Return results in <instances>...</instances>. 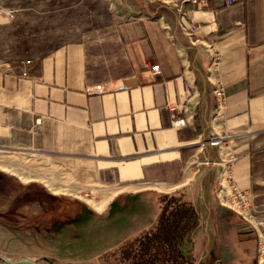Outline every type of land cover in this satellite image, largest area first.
I'll return each mask as SVG.
<instances>
[{
	"label": "crops",
	"instance_id": "0c3cea01",
	"mask_svg": "<svg viewBox=\"0 0 264 264\" xmlns=\"http://www.w3.org/2000/svg\"><path fill=\"white\" fill-rule=\"evenodd\" d=\"M122 1L135 15L88 45H68L29 65L0 62V144L99 173L112 190L106 209L117 200L121 208L128 200L154 206L152 214L136 212L135 228L120 243L155 223L162 194L151 186L179 187L194 209L196 264H264L255 233L219 205L215 191L232 157L236 186L264 210V0H176L188 16L182 20L196 25L193 36L168 0ZM205 44L220 54L211 76ZM217 80L226 95L219 114ZM189 164L213 166L188 178Z\"/></svg>",
	"mask_w": 264,
	"mask_h": 264
},
{
	"label": "rangeland",
	"instance_id": "374dc122",
	"mask_svg": "<svg viewBox=\"0 0 264 264\" xmlns=\"http://www.w3.org/2000/svg\"><path fill=\"white\" fill-rule=\"evenodd\" d=\"M135 12L122 0H0V62L37 61L71 44L88 45ZM198 148L203 159L206 145ZM59 164L64 163L32 148L0 144V257L39 264L127 263L129 248L116 247L135 228L136 212L152 214L154 206L128 200L121 208L117 200L97 212L85 198L108 203L109 180ZM209 166L189 164L186 176H204ZM168 188L155 190H181ZM190 236L189 231L178 248L196 264Z\"/></svg>",
	"mask_w": 264,
	"mask_h": 264
},
{
	"label": "trees",
	"instance_id": "16d2710c",
	"mask_svg": "<svg viewBox=\"0 0 264 264\" xmlns=\"http://www.w3.org/2000/svg\"><path fill=\"white\" fill-rule=\"evenodd\" d=\"M194 226V209L189 201L180 193L162 195L155 223L116 248H129L124 264H193L178 243Z\"/></svg>",
	"mask_w": 264,
	"mask_h": 264
},
{
	"label": "built area",
	"instance_id": "2783aa9c",
	"mask_svg": "<svg viewBox=\"0 0 264 264\" xmlns=\"http://www.w3.org/2000/svg\"><path fill=\"white\" fill-rule=\"evenodd\" d=\"M178 11L180 19L179 26L187 36H193L196 25L192 22L186 24L182 17H188L184 11V7L176 0H168ZM191 2L192 4H206V0H183ZM233 0H226V4L230 5ZM206 48L210 52V61L208 66V76H211L218 70L220 63V54L214 51L210 44H205ZM23 65H29L31 61L29 59L22 60L20 62ZM151 71L154 75L160 73L158 65L151 67ZM214 88L212 90L217 102V113L219 114L222 106L225 104L226 95L222 83L217 80L213 82ZM184 119H173L172 125L180 126L184 125ZM221 139L212 137L209 140L211 145L219 144ZM234 158L229 157L227 161L222 165V170L219 175V180L216 185V197L219 205L225 207L234 213H236L246 224V227L255 233L256 237V250L258 263H264L261 258L264 256V210L260 209V206L255 203L254 197L248 189H240L236 186L232 178L231 168Z\"/></svg>",
	"mask_w": 264,
	"mask_h": 264
},
{
	"label": "bare ground",
	"instance_id": "6f19581e",
	"mask_svg": "<svg viewBox=\"0 0 264 264\" xmlns=\"http://www.w3.org/2000/svg\"><path fill=\"white\" fill-rule=\"evenodd\" d=\"M200 144H202L200 142ZM43 182H47L46 180H43ZM51 184H48V186H50ZM153 189H158V190H161L162 187H164L163 185H157V186H152ZM66 191H71V190H66ZM112 196V194H111ZM110 196V198H111ZM109 198V199H110ZM85 201L93 208L95 209V211L97 212H103V210L106 208V204L107 202L106 201H103V202H100V203H96L94 202L93 200H91L90 198H85ZM261 261L263 262L264 261V256L261 258Z\"/></svg>",
	"mask_w": 264,
	"mask_h": 264
},
{
	"label": "water",
	"instance_id": "95a60500",
	"mask_svg": "<svg viewBox=\"0 0 264 264\" xmlns=\"http://www.w3.org/2000/svg\"><path fill=\"white\" fill-rule=\"evenodd\" d=\"M0 264H39V262L29 259H19V260L11 261L0 257Z\"/></svg>",
	"mask_w": 264,
	"mask_h": 264
}]
</instances>
